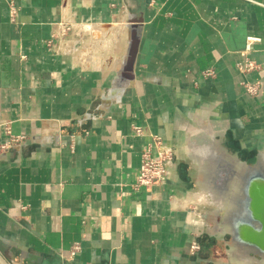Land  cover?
<instances>
[{
    "label": "crops",
    "instance_id": "1",
    "mask_svg": "<svg viewBox=\"0 0 264 264\" xmlns=\"http://www.w3.org/2000/svg\"><path fill=\"white\" fill-rule=\"evenodd\" d=\"M133 36V78L111 92ZM248 37L259 70L243 77ZM4 126L24 137L0 157L4 263L237 264L221 215L235 191L222 208L207 197L204 158L245 167L264 154V0H0V141ZM153 136L173 149L171 176L135 190Z\"/></svg>",
    "mask_w": 264,
    "mask_h": 264
},
{
    "label": "water",
    "instance_id": "2",
    "mask_svg": "<svg viewBox=\"0 0 264 264\" xmlns=\"http://www.w3.org/2000/svg\"><path fill=\"white\" fill-rule=\"evenodd\" d=\"M136 49L137 37L133 36L127 57L113 80L111 92L120 91L132 80ZM221 154L231 165L212 164L208 154L204 159L213 168L217 199L222 201L220 197L228 195L231 185L235 190L229 198V205L222 223L228 228L236 250L244 251L251 258H260L264 261V154L258 156L256 163L245 167H237L223 153ZM207 197L214 201L216 206L222 208V204L215 203L216 199L214 200L213 195L209 193ZM0 264L6 263L0 259Z\"/></svg>",
    "mask_w": 264,
    "mask_h": 264
},
{
    "label": "built area",
    "instance_id": "3",
    "mask_svg": "<svg viewBox=\"0 0 264 264\" xmlns=\"http://www.w3.org/2000/svg\"><path fill=\"white\" fill-rule=\"evenodd\" d=\"M7 6L10 20L15 21L18 10L10 1ZM258 42V38H247L246 47L241 53L243 59L236 64L237 72L243 77L259 70V65L249 58V54L252 52V45ZM200 77L205 80H212L216 78V72L214 69L209 68L202 71ZM239 85L243 93L249 98H257L262 92V85L259 81L249 82L247 80H242ZM132 132L136 136H141L143 134L142 129L137 126L132 128ZM3 134L5 138L0 141V157L8 153L11 148L19 146L24 141V137L14 135L8 126L3 127ZM174 158L172 147L165 144L161 138L153 136L150 144L141 151L139 171L132 187L135 190H149L155 186L166 183L171 176ZM19 208L22 211H27L28 205H19ZM80 250V244L74 243L66 252L67 255L65 259L67 261L72 260ZM198 250L199 247L196 243L190 244V255L195 254Z\"/></svg>",
    "mask_w": 264,
    "mask_h": 264
},
{
    "label": "bare ground",
    "instance_id": "4",
    "mask_svg": "<svg viewBox=\"0 0 264 264\" xmlns=\"http://www.w3.org/2000/svg\"><path fill=\"white\" fill-rule=\"evenodd\" d=\"M197 150V149H196ZM202 151H206V150H204V148H203V150ZM208 151V150H207ZM196 152H198V151H196ZM213 152V151H212ZM207 153V152H206ZM211 153V152H210ZM216 153V152H215ZM203 154V153H202ZM195 155H196V153H195ZM210 155V154H209ZM210 157H212V156H210ZM210 161H211V163L213 164V163H217V164H229V165H231V163H229V162H227L226 160H225V158H224V156L220 153V152H218V154L216 153V155H213V157L212 158H210ZM225 166V165H224ZM203 198H201V199H199V201H201ZM206 199H207V197H206ZM208 200V199H207ZM215 203L216 204H218V205H221L222 204V201H220L219 199H216L215 200ZM240 253L241 255H238V253ZM236 255H237V257L238 258H240V259H242V260H246V261H250V259H251V261L253 262V263H256V264H260L257 260H255V258H251V256H248L247 254H246V252H244V251H241V250H237L236 251ZM243 255V256H242Z\"/></svg>",
    "mask_w": 264,
    "mask_h": 264
},
{
    "label": "rangeland",
    "instance_id": "5",
    "mask_svg": "<svg viewBox=\"0 0 264 264\" xmlns=\"http://www.w3.org/2000/svg\"><path fill=\"white\" fill-rule=\"evenodd\" d=\"M240 169V168H239ZM235 191V190H234ZM201 199V198H200ZM204 199V198H203ZM203 199L201 200V201H203ZM202 203H204V207H205V209L206 210H208V209H211L210 207L211 206H209V204H210V202L208 201V203L207 202H205V201H203ZM228 205H229V203H228ZM224 211V212H223ZM225 211L226 210H222L221 211V215H222V218L224 217V215H225ZM238 253V252H237ZM238 255H241L240 253H238ZM243 256V255H242ZM240 259V258H239ZM255 260H257L260 264L262 263V264H264V262L261 260V259H257V258H255ZM241 261H242V259H241ZM241 261H239L238 260V263L237 264H253V262L251 261V259H250V261H246V260H243L242 262Z\"/></svg>",
    "mask_w": 264,
    "mask_h": 264
},
{
    "label": "flooded vegetation",
    "instance_id": "6",
    "mask_svg": "<svg viewBox=\"0 0 264 264\" xmlns=\"http://www.w3.org/2000/svg\"><path fill=\"white\" fill-rule=\"evenodd\" d=\"M257 259H260V258H257ZM262 260V259H261ZM264 262V261H263ZM253 264H256V263H253ZM262 264V263H261Z\"/></svg>",
    "mask_w": 264,
    "mask_h": 264
}]
</instances>
